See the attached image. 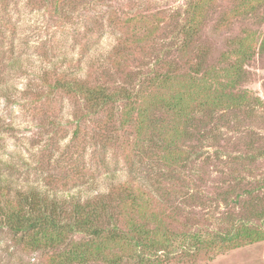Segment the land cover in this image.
Here are the masks:
<instances>
[{
    "label": "rangeland",
    "instance_id": "obj_1",
    "mask_svg": "<svg viewBox=\"0 0 264 264\" xmlns=\"http://www.w3.org/2000/svg\"><path fill=\"white\" fill-rule=\"evenodd\" d=\"M206 1L208 18L197 38L209 55L206 64L223 71L220 93L227 99L249 95L250 107L218 110L212 117L198 113L181 137L170 135L171 142L194 153L193 162L185 170L178 167L170 180H161L153 199L144 198L135 213H125L120 226L129 231L136 222L153 240L203 233L211 245L189 258L177 256L175 264H264V239L249 242L243 235L234 244L215 242L235 223L239 229L264 233V47L260 46L264 0ZM194 2L0 0V173L72 193L91 192L89 187L94 193L108 191L109 185L132 177L129 160L141 169L135 143L140 136L148 137L145 128L135 121L126 126L120 121L105 133L106 115L88 114L82 99L54 85L64 72L69 75L73 70L82 77L92 72L93 81L102 80L89 59L111 53L117 44L115 33L125 37L110 26L111 17L135 13L166 19ZM173 29L163 33L170 35ZM248 35L254 38L253 55L246 60L242 76L232 80L227 69L235 58L227 55ZM132 51L129 59L136 61L138 49ZM62 58L70 63L60 64ZM107 64L104 68L114 72ZM256 98L259 106H254ZM150 119L175 124L171 115L157 110ZM104 135L114 141L106 145ZM168 165L162 167L171 173ZM112 172L118 174L117 180L110 181ZM151 214L154 221L149 220ZM69 239L66 246L35 251L0 226V264H49L50 256L74 247L82 236ZM108 251L89 264H114L110 258L121 252Z\"/></svg>",
    "mask_w": 264,
    "mask_h": 264
},
{
    "label": "trees",
    "instance_id": "obj_2",
    "mask_svg": "<svg viewBox=\"0 0 264 264\" xmlns=\"http://www.w3.org/2000/svg\"><path fill=\"white\" fill-rule=\"evenodd\" d=\"M59 1L62 0H56ZM98 1L90 0L91 4ZM243 8L249 9L246 3ZM208 12L207 1L196 0L166 19L157 14L143 18L135 13L110 18V26L125 37L115 33L117 44L113 51L89 59L91 66L101 72L102 80L93 81L92 72L82 77L73 70L69 75L64 72L54 87L82 99L88 114L106 115L105 133L109 132L110 125L120 121L125 126L135 121L141 129L145 128L148 137L140 136L135 143L141 169H136L130 159L132 177L98 193H94L92 187L87 193L52 190L42 181L25 182L0 173V226L3 229H8L18 241L35 251L54 250L68 245L70 236H82L74 247L56 257L50 256L49 264H89L93 258L112 249L121 252L110 258L114 264H175L177 256L189 258L211 245L200 232L185 237L162 236L155 241L150 232L136 222L131 223L129 231L120 226V218L125 213H135L144 198L153 199L154 191L162 187L161 180H170L178 167L185 170L193 162L194 153L171 142L170 135L181 137L198 113L212 117L218 110L250 107L249 95L227 99L220 93L223 71L206 64L209 55L197 38L206 24ZM171 26L174 27L172 34H164V29ZM260 46L264 47V36ZM132 48L138 49L136 61L129 59L134 54ZM253 50L254 38L248 35L238 41L236 49L227 55L235 58L228 71L225 70L229 78L236 80L242 76ZM62 59L60 64L70 63L69 59ZM107 63L114 72L104 68ZM254 100V106L261 104L259 99ZM156 110L171 115L175 124L168 126L151 121ZM101 139L106 145L114 141L109 135ZM161 143L163 147L159 146ZM162 164H169L171 173L164 171L166 167ZM108 176L110 181L118 179L116 172ZM155 218L151 214L149 220ZM243 235L249 242L264 239V233L239 229L235 223L230 232L218 234L215 242L226 246L238 242Z\"/></svg>",
    "mask_w": 264,
    "mask_h": 264
}]
</instances>
